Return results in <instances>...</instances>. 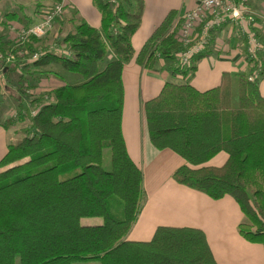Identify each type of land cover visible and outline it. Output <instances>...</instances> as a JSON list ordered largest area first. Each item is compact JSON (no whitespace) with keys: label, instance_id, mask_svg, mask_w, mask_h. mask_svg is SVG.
Listing matches in <instances>:
<instances>
[{"label":"trees","instance_id":"trees-1","mask_svg":"<svg viewBox=\"0 0 264 264\" xmlns=\"http://www.w3.org/2000/svg\"><path fill=\"white\" fill-rule=\"evenodd\" d=\"M92 2L101 25L92 27L72 14L73 29L61 40L67 52L35 46L39 38L33 35L17 42L0 35L3 54L25 48L41 52L34 60L15 56L10 65L0 60L4 73L19 68L24 79L35 73L30 65L56 62L81 78L54 88L53 101L28 118L25 136L9 143L0 159V166H7L0 171V264H217L199 228L160 226L148 241L126 239L144 191L142 171L128 155L121 131L122 67L132 58L147 68L158 58L176 62L175 53L183 48L175 40L182 19L174 25L177 11L170 10L135 54L131 37L141 22L143 0ZM2 15L20 19L23 27L28 23L22 18L30 19L15 12ZM246 59L251 72L264 71L260 53ZM186 64L170 68L185 75L194 68ZM143 107L151 143L185 160L174 179L212 198L232 196L246 218L239 233L264 245V96L258 78L238 76L236 106L230 74L224 72L219 84L205 91L166 82ZM25 116L21 108L2 125ZM105 148L109 169L102 164ZM220 151L227 154L224 163L210 165ZM84 217L101 222L85 224Z\"/></svg>","mask_w":264,"mask_h":264},{"label":"crops","instance_id":"crops-1","mask_svg":"<svg viewBox=\"0 0 264 264\" xmlns=\"http://www.w3.org/2000/svg\"><path fill=\"white\" fill-rule=\"evenodd\" d=\"M198 1L143 0L141 22L131 37L135 54L170 10H176V15H181ZM68 2L70 6L66 14L70 15L71 12L77 11L72 14H77L92 27H100L101 14L92 0ZM239 5L247 10L246 18L252 16L257 20L264 13V0H241ZM247 26L246 21L241 26L225 21L215 28L212 31L213 37L211 36L205 49L203 48L204 53L196 59L195 53L190 56L186 65L187 67L194 65V68L185 75L173 72L170 68L181 65L178 59L175 62L158 58L152 67L147 68L132 58L124 65L121 74L123 87L121 131L128 155L142 171L144 191L139 214L126 239L148 241L155 229L160 226L194 227L203 231L217 264H264V245L245 239L238 231V225L246 218L232 196L226 194L220 198H212L174 179L173 172L184 164L185 160L172 149H159L151 143L143 111V103L157 95L166 82L190 84L199 91H205L217 86L224 72L230 74L231 105L236 106L238 76H247L251 73V65L246 59L248 44L243 32ZM261 56L264 62V54ZM73 79L74 83L81 80L75 75ZM258 87L264 96L262 68L258 76ZM1 119L2 117L0 158L9 143H14L22 137H19L20 132H16L15 128L3 126L4 119ZM226 157L227 154L220 151L208 163L219 166L224 163ZM6 167H0V171ZM100 221L85 224H99Z\"/></svg>","mask_w":264,"mask_h":264},{"label":"rangeland","instance_id":"rangeland-1","mask_svg":"<svg viewBox=\"0 0 264 264\" xmlns=\"http://www.w3.org/2000/svg\"><path fill=\"white\" fill-rule=\"evenodd\" d=\"M55 1L56 0H0V14L8 13V12H15L16 14H18V16H21L23 14L26 17L30 18L29 21H27L28 19L22 18V22L28 23L27 24L28 27L36 22L37 16L35 15L37 14V11L40 7L47 4L51 5L55 3ZM69 6L70 3L68 2L67 11L69 9ZM67 11L54 25V28L50 33L46 34L43 37H40L39 40H37L36 42L34 41L35 44H37L35 46L38 47L46 46L50 50L67 52L66 51L67 48L64 44L61 43V40L70 30L73 29V25L70 23V18H74V17L76 18V15H71L75 11L71 12L70 15L66 14ZM5 22L9 24V27L1 26L0 35L6 41L17 42L18 38L20 37L17 35V33L21 30V26H22V24H20L21 20L5 19ZM25 50L26 52H18V53L16 52V58L21 57L23 54L26 55L28 58V55H30L33 52L29 48H25ZM110 54L112 53H109L107 56H109ZM5 57L6 54L0 52V60L2 61L3 59L5 60ZM3 62L7 65L13 64L5 61ZM125 64L127 63H124V65ZM100 65L103 66L102 63ZM29 68L31 70H35V73L33 76H29L24 79L19 76L21 71L19 68L18 70H11L8 71L7 73H4L2 71V67L0 68V83H1L0 84V117H2L1 120L3 119L5 120L11 117L12 115L16 114L22 108L23 113L26 114L25 118L15 122L14 124L9 125V127L15 128L16 132H20L19 137L25 136V129L29 124L28 118L30 116H34L39 110L38 108L43 103L48 101H53L54 88L66 83L74 84L73 76L75 75L79 77L78 74L65 70L60 63H56V62L38 67H33L30 65ZM19 103H21L22 105H20ZM143 111H144V107H143ZM4 154L2 155V157L4 156ZM102 164L105 169L110 168L109 150L107 148H105L103 151ZM0 167H4V166H0ZM97 220H101V219L99 217H84L81 219V222L94 223ZM73 264H99V263L97 261H83V262H74Z\"/></svg>","mask_w":264,"mask_h":264},{"label":"built area","instance_id":"built-area-1","mask_svg":"<svg viewBox=\"0 0 264 264\" xmlns=\"http://www.w3.org/2000/svg\"><path fill=\"white\" fill-rule=\"evenodd\" d=\"M110 2H113V0H110ZM67 3L68 0H62V2L40 7L35 15L37 16L36 22L28 27L21 26V30L17 33L20 36L18 40L27 38L30 35L40 38L50 33L54 25L67 11ZM246 12L245 8L237 5L233 0H199L195 6L186 9L181 15H177L173 20V24L175 25L179 18L182 21L181 26L177 29L179 39L175 38V40L183 43V48L175 53L178 62L180 64L188 63L193 53L206 47L212 31L225 21H231L233 24L240 26L246 21L248 28L244 29L243 32L247 39L248 55L264 54V13L257 20H254L252 16L246 18ZM5 19L0 14V23H7ZM2 27H9V24L7 23ZM18 52H26V50ZM40 53L39 50H35L28 55V58L34 60ZM15 56L16 52L6 55L5 62L13 61ZM260 71L261 68L258 67L246 76L247 79L254 80L256 77L258 78Z\"/></svg>","mask_w":264,"mask_h":264}]
</instances>
